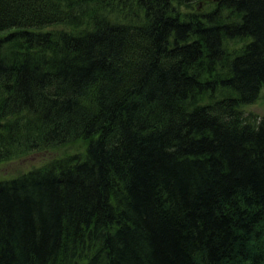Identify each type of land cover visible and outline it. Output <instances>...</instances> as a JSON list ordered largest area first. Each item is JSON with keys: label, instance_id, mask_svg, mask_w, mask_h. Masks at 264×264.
Returning a JSON list of instances; mask_svg holds the SVG:
<instances>
[{"label": "trees", "instance_id": "obj_1", "mask_svg": "<svg viewBox=\"0 0 264 264\" xmlns=\"http://www.w3.org/2000/svg\"><path fill=\"white\" fill-rule=\"evenodd\" d=\"M263 87L264 0H0V264H264Z\"/></svg>", "mask_w": 264, "mask_h": 264}, {"label": "rangeland", "instance_id": "obj_2", "mask_svg": "<svg viewBox=\"0 0 264 264\" xmlns=\"http://www.w3.org/2000/svg\"><path fill=\"white\" fill-rule=\"evenodd\" d=\"M214 4V1H201L200 9L208 10ZM57 30H62V27H57ZM242 111L245 114H252L257 117L264 116V87L260 91L258 99L250 105H246L242 108ZM65 149L58 150L57 152L43 151V152H34L30 155L23 156L17 160L10 161L7 163L0 164V179L11 178L21 174L29 168L38 167L44 162L48 161L52 157L60 156Z\"/></svg>", "mask_w": 264, "mask_h": 264}]
</instances>
